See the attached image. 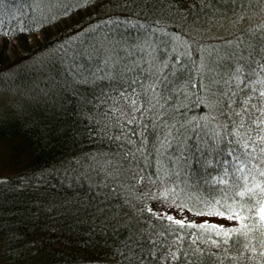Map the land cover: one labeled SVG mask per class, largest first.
Listing matches in <instances>:
<instances>
[{"label": "trees", "instance_id": "obj_1", "mask_svg": "<svg viewBox=\"0 0 264 264\" xmlns=\"http://www.w3.org/2000/svg\"><path fill=\"white\" fill-rule=\"evenodd\" d=\"M68 2L0 0V264H264V0Z\"/></svg>", "mask_w": 264, "mask_h": 264}, {"label": "snow or ice", "instance_id": "obj_2", "mask_svg": "<svg viewBox=\"0 0 264 264\" xmlns=\"http://www.w3.org/2000/svg\"><path fill=\"white\" fill-rule=\"evenodd\" d=\"M261 70L264 71V65H261ZM241 72V69H237V73H240ZM237 79H239L237 77ZM242 82V81H240ZM259 83H264V81H259ZM260 97L264 98V91H261L260 92ZM251 100V97H249V101ZM241 104H242V107H241V110L239 112L236 113L237 117H239L240 119V127L243 128L244 127V119H245V112L248 110V101H241ZM258 112L261 113V117H258L257 119H255L253 121V123H255L257 125V128L259 129V132L257 133V139L259 140L260 142V151L262 153H264V135H260L259 133L260 132H264V108H260V109H257ZM249 139H251V137H249ZM243 147L245 148V150L248 148V144L245 143L243 145ZM234 160H237L239 161L240 160V157L237 156V157H234ZM244 168V163L241 162L237 168V171H240ZM262 175H264V173H262ZM262 191H264V189H262ZM247 193H248V196H249V199H251V197L254 195V192L253 190L251 189H248L247 190ZM245 192H240L239 195L240 196H245ZM230 211V209H228ZM208 214L210 215H221L223 216L224 213L223 212H217L215 210L213 211H210ZM260 214H261V219H264V208H261L260 209ZM229 219H233V215H229L228 216ZM168 219H172L171 217H169ZM177 224H183L182 221H176ZM200 227H205V225H201ZM208 227H212V228H216L218 226H215V225H208ZM238 231V230H236Z\"/></svg>", "mask_w": 264, "mask_h": 264}, {"label": "rangeland", "instance_id": "obj_3", "mask_svg": "<svg viewBox=\"0 0 264 264\" xmlns=\"http://www.w3.org/2000/svg\"><path fill=\"white\" fill-rule=\"evenodd\" d=\"M68 1L69 0H43V8L45 10L44 11L45 12V15L46 16H53V15H50L49 13L54 14V13H57V11L62 10L69 3ZM74 1H75V3L79 2V0H74ZM28 35H30L29 42L32 43V44L34 42H37V40L39 41V43H44V42L48 41L49 39H51V36L50 35H49L50 37L49 36H46L48 34L44 30L43 31H40L37 35H35V34H28ZM9 45H10L9 56L11 58L12 57H15V56H13L15 53L20 55V54H22V53L25 52L21 48V46L19 45V42L17 41V39L16 40L15 39L12 40V38H11L10 41H9ZM4 76H6V75H4ZM4 79H5L4 77L1 78L0 82H2ZM19 97H21V95L17 91H15L14 93L11 92V94L9 95V98L12 99V100L13 99H16V98H19ZM10 102H11V100H10ZM262 208H264V205H263ZM220 219L221 220H225L224 217L223 218H220ZM235 220H236V218H235ZM233 224H237V222L236 223H233ZM2 244L3 243L0 241V249L3 246Z\"/></svg>", "mask_w": 264, "mask_h": 264}]
</instances>
